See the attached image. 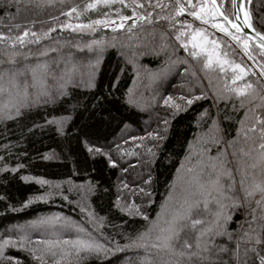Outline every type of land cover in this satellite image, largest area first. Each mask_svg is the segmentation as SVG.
Masks as SVG:
<instances>
[{
  "label": "trees",
  "instance_id": "trees-1",
  "mask_svg": "<svg viewBox=\"0 0 264 264\" xmlns=\"http://www.w3.org/2000/svg\"><path fill=\"white\" fill-rule=\"evenodd\" d=\"M86 2L87 0H65L62 6L52 8L28 5L27 11L22 3L21 11L14 21L22 25L19 30L13 29L17 33L24 27H30V30L37 33L48 28L54 29L39 43L26 44L23 49H19L22 55L17 57L18 66L47 60L55 68L57 65L54 61L59 58V67L63 68V61L71 54L84 75H76L73 82L67 84L65 94L55 102L34 104L22 109L18 117L0 119V169H4L0 171V239L13 234L10 231L13 224L20 222V225L36 217L55 215L69 218L74 225L84 229L88 236L99 239L109 247L112 241L120 245L128 243L139 232L146 230L149 222L162 212L161 205L169 197L172 185L175 187L172 197L167 201L169 205H175L188 188L191 176L188 169L196 166V162L201 159L198 152L202 145L197 143V134L208 133L213 118L219 128L217 135L222 142L210 147L203 145L208 147V154L215 156L220 152L226 161V167L232 170L236 169L239 160H243L246 165H255L248 169L252 173L249 179L264 178V162L259 160L260 149L257 147L260 143L259 133H249L252 137L250 140L244 135L246 129L237 134L245 109L249 110L251 116L252 105L264 103L259 100V96L264 95V77L261 78L250 68L220 36L207 29L209 49L212 48L211 40L214 39L218 45L216 52L221 57L227 53L229 60L250 69L242 80H232L234 70L230 65H223V72L220 71L219 64H215L212 70L204 69L203 60L207 58V54L202 53L201 59H194L185 52L175 40L173 29L168 28L167 21L153 20L152 25L138 22L134 29V48L122 47L130 35L127 27L115 30L98 27L95 32H78L59 27L64 23H86L90 19L118 18L114 10L110 11L103 6L97 10H89L79 19L75 18V14L64 15L68 7H82ZM229 2L227 0L226 7L230 10ZM246 3L253 24L264 33V0H246ZM114 7L120 8L122 15L131 16V8H124L119 4ZM7 11L15 14V5ZM139 11L143 12L145 9ZM104 13H108V17ZM0 18H3V24L8 23L4 17V9H0ZM189 18L186 12L177 17L194 25ZM130 23V20L125 22L126 25ZM3 24H0V28ZM141 27L144 31H140ZM181 27L184 25H175L177 30ZM160 30L167 34L164 41L167 47L161 43ZM101 36L114 46L103 50L94 66L89 86L88 64L90 60L96 59V53L90 52L87 47L76 45H86L89 40ZM112 37H115V41L111 40ZM249 44L247 56L252 57L250 61L259 71L260 65L264 64V55L253 43L249 41ZM45 48L56 51H49L45 56L36 55ZM189 49L191 50V46ZM133 52L137 54L135 57L132 56ZM130 59H135V70ZM165 66L167 68L162 76L149 80V72L164 70ZM226 83L235 87H240L243 83L252 84L251 91L256 99L247 97L242 107L241 100L244 97L232 94L218 98L217 94L223 91ZM129 88L132 89V103L127 95ZM168 96L180 103L182 110L175 112L165 105L163 101ZM181 97L200 98L187 104L186 99L181 100ZM256 111L264 110L257 108ZM202 112L206 115L200 116ZM53 117L65 118L62 131H57L54 123H45ZM162 121H167V124L161 123ZM149 132L164 138L160 141L154 136L148 137ZM189 141H192L191 147ZM229 141H233L231 147L228 146ZM90 146L92 151L89 150ZM117 146L124 148L126 153L136 154H122ZM95 148H100L101 151L96 153ZM149 148L155 152L152 158L149 157ZM241 148L248 155L241 157ZM189 152L192 153L191 156ZM45 154L49 158L45 159ZM109 156L116 162L114 165L108 163ZM5 165L8 167L5 168ZM12 168H16V171L13 172ZM149 176L152 177L149 185H144L143 181ZM39 180L49 183L42 184ZM121 182L128 184L129 188L124 189ZM134 185L150 188L152 194L146 196L136 191ZM44 194V199H35ZM118 195H121L119 203L124 206L129 203L139 205L148 220L143 215H129L121 211L120 207L114 206L117 205ZM149 199L151 203H148ZM28 200L30 203L25 205ZM89 213L92 214L91 220ZM243 213V208L233 213V219L228 223L229 229L237 227V221L243 220ZM100 217L104 218L103 222L99 221ZM58 231L56 227L50 229V232ZM50 232L48 234L51 235ZM217 242L225 243L226 238L220 237ZM4 253L5 256L15 257L18 264H39L30 253L19 248L9 246ZM143 255L145 253L141 249H122L117 253L86 257L81 264H140L139 257ZM0 264L14 262L0 258Z\"/></svg>",
  "mask_w": 264,
  "mask_h": 264
},
{
  "label": "snow or ice",
  "instance_id": "snow-or-ice-1",
  "mask_svg": "<svg viewBox=\"0 0 264 264\" xmlns=\"http://www.w3.org/2000/svg\"><path fill=\"white\" fill-rule=\"evenodd\" d=\"M65 0H0V9H4V17L8 23L3 24V18H0V119L8 120L21 115V110L31 107L34 104H48L65 94V88L68 83L73 82L76 75L83 77L80 72L78 62L74 61L71 54L68 59L64 60V67L60 68V59L54 61L57 67L53 68L47 60H37L35 63H25L18 66L17 57L22 55L19 49H23L26 44H37L42 38H47L53 28L37 33L30 30V27H24L22 31L13 32V29L19 30L21 23H15L17 14L21 11L22 3L24 10H28V5L36 8H52L57 5H63ZM122 5L124 8H131V16L122 15L120 8L115 5ZM227 0H87L82 7L72 5L67 8L64 13L66 16L75 14V18L79 19L89 10H97L101 6L114 10L119 18V23H112L113 30L125 29L130 34L127 42L122 45L124 48L135 47L133 40L135 39L134 29L140 24H153L155 21H167L168 28L173 29L175 40L184 48L194 59H201L202 53L207 54V58L203 60V68L212 70L215 64L221 65L220 71H224L223 65H230L234 70L232 75L233 81L242 80L248 75L250 69L242 67L239 63L229 60L227 53L223 57L216 52L218 47L216 41L211 40L212 48L209 49V34L203 27H194L187 20L177 19L180 13H187L195 20L200 21L202 25H209L219 32L226 34L240 46L245 55H248L250 47L249 41L254 42L264 55V33L255 29L250 11L245 7V0H230L231 9L226 7ZM13 5L16 7V13L12 14L7 11ZM140 9H145L141 12ZM159 9V11H154ZM241 14L243 18H241ZM108 17V13H104ZM134 17V18H133ZM53 19V17H49ZM131 21L126 25V21ZM27 23V22H26ZM111 21L107 18L90 19L86 23L80 22L76 24L64 23L59 25L60 28H69L78 32H95L98 27H109ZM264 23V19H262ZM182 24L184 27L176 29L175 25ZM247 27L252 29L255 35L249 37L243 29ZM6 29V31L4 30ZM140 31H144L141 27ZM160 39L164 47L167 44L165 31L160 30ZM115 41V37L111 38ZM114 46L110 41L101 36L98 39L89 40L86 45H76V47H87L88 50L95 51L96 59L90 60L89 69V86L94 66L98 62L105 47ZM191 46V50L189 49ZM49 51L56 49L45 48L43 51L36 53L37 56H45ZM29 55L31 53H28ZM143 55L144 53H140ZM137 54L132 53L135 57ZM252 57L249 55V59ZM134 70L136 69L135 59H130ZM175 63V62H173ZM157 70L149 72V80L158 79L166 70ZM259 73L264 77V64L260 65ZM135 81V78H134ZM264 85V82H262ZM253 85L243 83L240 87L226 84L223 91L218 93V98H224L227 95L235 94L237 97H244L241 100L243 107L247 97H256L251 91ZM132 89L129 88V102L133 99L130 95ZM200 97H181V100L191 104L193 99ZM259 100L264 102V95L259 96ZM164 104L173 108L175 111L182 110L183 106L176 103L173 97L168 96L164 99ZM264 110V103L259 105L253 104L251 108V116L249 110L245 109L244 117L241 118V128L237 129V134L243 130L246 139H252L249 133H259L260 143L257 147L260 149L259 160L264 162V111L257 112L256 109ZM206 113H201L204 116ZM45 123H54L57 131L63 130L65 123L64 117H53ZM161 123L167 124V121ZM35 126V125H34ZM166 131V129H165ZM219 128L216 120L213 118L212 124L209 126L208 133L204 135L197 134V143L202 146L199 148V156L201 159L196 162V166L188 169L191 174L188 188L183 192L175 205H169L167 201L172 197L175 185L169 188V197L165 203H162V212L149 222L148 228L139 232L128 243L120 245L115 241L111 242V247L91 236H77L74 239H56L42 240L39 244L43 247L34 246L29 235V230H36L41 227L55 225L59 223V219L55 216L39 218L25 225H15L17 236L11 234L3 236L0 239V258L13 261L18 264L15 257L5 256L6 247L19 248L30 253L32 258L39 264H81V261L92 255H107L120 252L122 249H141L145 255L139 257L140 264H264V178L259 180L249 179L252 173L248 171L249 167L255 165H246L243 160H239L235 170L226 167V161L223 155L218 152L215 156L208 154V147L213 144H220L221 138L217 135ZM148 137H155L162 141L163 136L157 133L149 132ZM135 140V138H132ZM143 139V138H141ZM233 141L228 142V146H232ZM191 147L192 141H189ZM92 151V147L89 148ZM117 150L125 155H135L136 153H126L124 148L117 146ZM100 148H95V152L99 153ZM149 157L155 156L152 148H149ZM241 157L248 155L243 148L240 149ZM192 153L189 152V156ZM236 152H233V157ZM49 158L45 154V159ZM108 163L114 165L116 162L109 156ZM5 168L8 166L5 165ZM20 167V165H17ZM4 169H0L3 171ZM13 172L16 168L11 169ZM122 171H125L122 169ZM238 177V179H237ZM226 178V179H225ZM39 179V178H38ZM152 177L143 181L144 185H149ZM40 183H49L39 180ZM124 189H128L129 185L121 182ZM51 186V185H50ZM59 185H57L58 187ZM136 191L150 196V188L133 186ZM91 186L89 191H91ZM45 195L37 196L35 199H44ZM123 195V193H121ZM121 195L116 197L117 205L120 210L127 212L129 215H143L145 220L148 217L141 211L140 206L129 203L127 206L120 204ZM67 199V197H65ZM30 200L25 201V205ZM151 203V200H148ZM244 209L243 220L237 221L235 229H229L228 223L233 219V213ZM84 210L83 208L81 209ZM201 212L203 214H201ZM90 220L92 214L89 213ZM103 217L99 218L103 222ZM83 232V229H79ZM226 238L225 243H218L217 239ZM52 259L49 260L48 258Z\"/></svg>",
  "mask_w": 264,
  "mask_h": 264
},
{
  "label": "rangeland",
  "instance_id": "rangeland-1",
  "mask_svg": "<svg viewBox=\"0 0 264 264\" xmlns=\"http://www.w3.org/2000/svg\"><path fill=\"white\" fill-rule=\"evenodd\" d=\"M189 17H190L189 19L191 20V22L194 23V25H196L198 27H203V28L209 30L210 32L216 34L217 36H220L234 51H236L238 53V55L246 62V64L250 68H252L255 72H257V74L260 75L259 71L251 63V61L248 58V56L244 54V52L241 50L240 46L236 43V41L232 40L226 34L219 32L218 29L212 28L211 24L202 25L200 23V21L195 20L191 16H189ZM109 20L111 21V23H110L108 28H113L111 26L112 23H119L120 22L119 18H113V19H109ZM74 24H76V23H74ZM53 216H55V215H52L51 217H53ZM55 217H57V216H55ZM39 218H45V217H36L35 219H32L30 221H26V222H24V223H22L20 225H25V224H27L29 222H32V221H35V220H37ZM57 218L59 219L60 222L55 224V225H49V226L41 227V228H38V229H36L34 231L33 230H29L30 239H31V241H32L34 246H37L38 248L43 247V245L39 244V241H42V240H56V239L63 240L65 238L74 239L77 236H82V237H87L88 236L85 231L80 232L79 229H82V228L79 227L78 225H74L73 222H71V220L69 218H67V217H57ZM19 223L15 224V225H19ZM15 225L13 224L12 228L10 227V231L13 233L11 235H13L14 237L17 236V232H16V229L14 227ZM52 227H56L57 230H59V231L57 233L50 232V229ZM49 232L51 233V235L48 234ZM25 252H27V251H25ZM48 259H51V257H49Z\"/></svg>",
  "mask_w": 264,
  "mask_h": 264
},
{
  "label": "water",
  "instance_id": "water-1",
  "mask_svg": "<svg viewBox=\"0 0 264 264\" xmlns=\"http://www.w3.org/2000/svg\"><path fill=\"white\" fill-rule=\"evenodd\" d=\"M247 4H248V3H246V0H245V7H247ZM241 18H243V15H242V14H241ZM254 27H255V25H254ZM255 29L258 30L256 27H255ZM243 31H244L249 37H253V36L255 35V33L253 32V30H252V29H249V28H247V27H245V28L243 29ZM258 31H259V30H258ZM250 42L253 43V45H255V46L259 49V47H258L254 42H252L251 40H250Z\"/></svg>",
  "mask_w": 264,
  "mask_h": 264
},
{
  "label": "bare ground",
  "instance_id": "bare-ground-1",
  "mask_svg": "<svg viewBox=\"0 0 264 264\" xmlns=\"http://www.w3.org/2000/svg\"><path fill=\"white\" fill-rule=\"evenodd\" d=\"M230 3V2H229ZM262 29V28H261ZM177 48V47H176ZM177 57V56H176ZM240 59V58H239ZM212 75V74H211ZM207 76V75H206ZM214 77V76H213ZM167 84V83H166ZM227 84V83H226ZM192 89V88H191ZM176 112V111H175Z\"/></svg>",
  "mask_w": 264,
  "mask_h": 264
}]
</instances>
